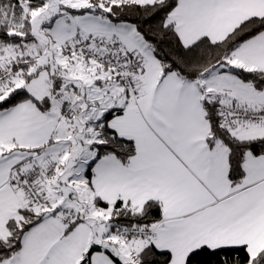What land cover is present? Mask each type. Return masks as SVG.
<instances>
[{
  "label": "snow or ice",
  "instance_id": "1",
  "mask_svg": "<svg viewBox=\"0 0 264 264\" xmlns=\"http://www.w3.org/2000/svg\"><path fill=\"white\" fill-rule=\"evenodd\" d=\"M0 264H264V0H0Z\"/></svg>",
  "mask_w": 264,
  "mask_h": 264
}]
</instances>
